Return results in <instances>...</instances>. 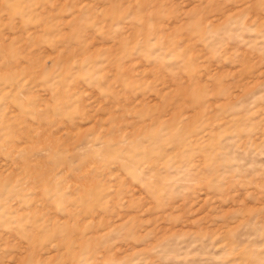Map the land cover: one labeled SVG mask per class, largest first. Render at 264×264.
I'll list each match as a JSON object with an SVG mask.
<instances>
[{"label":"rangeland","instance_id":"374dc122","mask_svg":"<svg viewBox=\"0 0 264 264\" xmlns=\"http://www.w3.org/2000/svg\"><path fill=\"white\" fill-rule=\"evenodd\" d=\"M0 264H264V0H0Z\"/></svg>","mask_w":264,"mask_h":264}]
</instances>
